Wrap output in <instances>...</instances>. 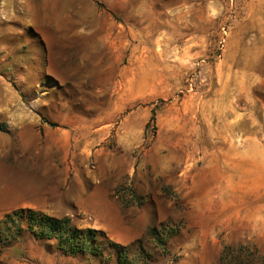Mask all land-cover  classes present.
Wrapping results in <instances>:
<instances>
[{
	"label": "rangeland",
	"instance_id": "obj_1",
	"mask_svg": "<svg viewBox=\"0 0 264 264\" xmlns=\"http://www.w3.org/2000/svg\"><path fill=\"white\" fill-rule=\"evenodd\" d=\"M21 207L124 264H264V0H0V219ZM55 242L0 264H120Z\"/></svg>",
	"mask_w": 264,
	"mask_h": 264
},
{
	"label": "trees",
	"instance_id": "obj_2",
	"mask_svg": "<svg viewBox=\"0 0 264 264\" xmlns=\"http://www.w3.org/2000/svg\"><path fill=\"white\" fill-rule=\"evenodd\" d=\"M24 224V225H23ZM25 230L36 238L55 239V246L65 254H101V240L116 248L117 261L124 264L127 259L122 255L127 249L124 245L105 236L102 229L80 228L70 222L67 216L56 217L30 207L11 210L0 219V251ZM164 242L165 235L160 237Z\"/></svg>",
	"mask_w": 264,
	"mask_h": 264
},
{
	"label": "crops",
	"instance_id": "obj_3",
	"mask_svg": "<svg viewBox=\"0 0 264 264\" xmlns=\"http://www.w3.org/2000/svg\"><path fill=\"white\" fill-rule=\"evenodd\" d=\"M11 189H12L11 191H12V193H13L14 187L12 186ZM29 190H30V193L32 194V193H33L32 191L34 190V188H33V187H30ZM12 195H13V194H12ZM12 195H11V196H12ZM11 198H12V197H11ZM23 204H24V203H23ZM24 205H28V206H29V205H31V204H30V203H25Z\"/></svg>",
	"mask_w": 264,
	"mask_h": 264
}]
</instances>
